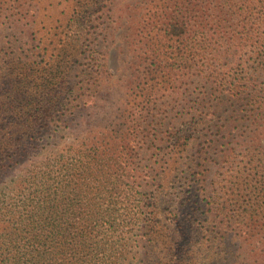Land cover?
Segmentation results:
<instances>
[{
  "label": "trees",
  "instance_id": "trees-1",
  "mask_svg": "<svg viewBox=\"0 0 264 264\" xmlns=\"http://www.w3.org/2000/svg\"><path fill=\"white\" fill-rule=\"evenodd\" d=\"M94 1H79L75 17L84 18ZM17 2L0 0V8L11 11ZM232 4L159 0L141 58L144 82L131 84L138 109H131L130 126H70L90 101L91 86L81 80L79 86L75 65L89 38L78 29L69 34L73 15L66 20L62 9L45 26L47 35H59L43 39L47 58L35 61L27 48L0 65V264H264L260 127L246 132L237 126L229 133L231 141L249 136L250 145L221 180L216 198L206 192L204 175L171 171L182 168L188 143H151L139 154L150 135L140 119L153 109L158 86L164 89L176 74L169 60L180 50L172 47L214 21L227 27ZM238 82L243 87L246 80ZM238 82L228 90L238 89ZM224 89L225 81L215 93ZM229 145L221 151L232 152Z\"/></svg>",
  "mask_w": 264,
  "mask_h": 264
},
{
  "label": "rangeland",
  "instance_id": "rangeland-1",
  "mask_svg": "<svg viewBox=\"0 0 264 264\" xmlns=\"http://www.w3.org/2000/svg\"><path fill=\"white\" fill-rule=\"evenodd\" d=\"M79 1L20 0L11 11L0 8V65L21 53L25 55L27 48L33 52V60L47 58L40 49L43 39L57 41L59 35L53 31L47 35L46 23L62 9L66 20L73 15L69 34L78 29L89 38L88 45L77 54L75 65L79 86L80 80L91 86L87 91L90 101L75 114L70 126H130L131 109H138L134 108L137 105L131 84L144 82L147 65L141 58L150 33L147 27L159 0H95L81 19L75 17ZM227 10V27L220 29L214 21L193 37L181 36L180 43L172 47L180 50L169 60L175 77L164 89L158 86L153 109L140 119L142 126L149 127L150 135L139 154L143 157L148 153L151 143L163 147L188 143L181 158L182 168L171 171L180 175L184 170L186 177L204 175L206 192L215 198L221 195V180L239 164L250 145L249 136L237 135L231 141L229 133L237 126L246 132L258 127L264 131V0H233ZM72 49L69 44L68 52ZM53 55L56 51L50 57ZM244 80L241 87L238 81ZM223 81L225 89L215 93ZM236 82L239 88L229 91L230 83ZM85 90L79 88L78 98ZM228 142L234 150L222 152ZM136 174L141 182L145 176L142 166ZM179 190L176 183L171 189L173 201ZM168 230L177 239L174 227Z\"/></svg>",
  "mask_w": 264,
  "mask_h": 264
}]
</instances>
